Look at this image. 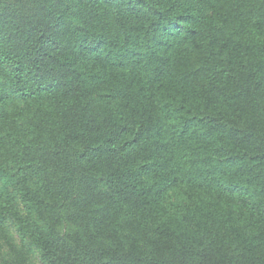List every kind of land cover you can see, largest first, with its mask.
Here are the masks:
<instances>
[{"label": "trees", "instance_id": "trees-1", "mask_svg": "<svg viewBox=\"0 0 264 264\" xmlns=\"http://www.w3.org/2000/svg\"><path fill=\"white\" fill-rule=\"evenodd\" d=\"M9 224L42 264H264V0H0Z\"/></svg>", "mask_w": 264, "mask_h": 264}, {"label": "rangeland", "instance_id": "rangeland-1", "mask_svg": "<svg viewBox=\"0 0 264 264\" xmlns=\"http://www.w3.org/2000/svg\"><path fill=\"white\" fill-rule=\"evenodd\" d=\"M7 229V236H4L3 234L0 235V264H4L8 260H15L16 258L14 253L16 252L27 254V262L29 264H42L37 252L30 250L23 252L26 248L20 241L11 224L7 226Z\"/></svg>", "mask_w": 264, "mask_h": 264}]
</instances>
